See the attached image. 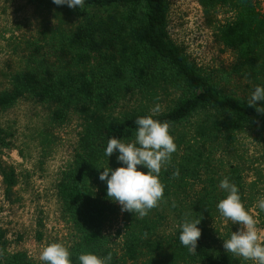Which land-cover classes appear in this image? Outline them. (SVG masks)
<instances>
[{
	"label": "trees",
	"instance_id": "obj_1",
	"mask_svg": "<svg viewBox=\"0 0 264 264\" xmlns=\"http://www.w3.org/2000/svg\"><path fill=\"white\" fill-rule=\"evenodd\" d=\"M35 3L56 22L28 41L22 67L0 92V111L22 102L40 108L43 151L54 142L49 128H64L74 118L80 122L73 161L55 186L71 230L73 264L87 252L111 253V264H242L223 247L230 229L241 225L223 218L217 204L227 196L219 188L225 177L238 186L246 209L256 201L247 174L258 168L243 136L252 133L264 143V113L247 104L252 90L264 86V9L258 0H200L208 19L221 9L234 13L232 21L216 26L215 38L236 54L230 75L243 85L241 94L205 75L175 44L169 0H85L82 9L52 0ZM162 99L166 109L151 112L150 105ZM148 115L170 124L177 151L160 173L163 199L144 217L123 212L117 243L106 225L120 216V206L107 198L99 175L121 165L117 153L108 158L104 150L110 138L134 139L135 120ZM16 141V131L0 125V150L16 149ZM0 175L10 198L17 172L0 166ZM186 216L201 219L194 252L179 241ZM222 223L227 225L221 230ZM0 264H34L27 253L9 251L1 228Z\"/></svg>",
	"mask_w": 264,
	"mask_h": 264
},
{
	"label": "rangeland",
	"instance_id": "obj_2",
	"mask_svg": "<svg viewBox=\"0 0 264 264\" xmlns=\"http://www.w3.org/2000/svg\"><path fill=\"white\" fill-rule=\"evenodd\" d=\"M169 33L175 44L187 55L190 62L205 75L222 82L227 89L241 94L243 85L230 75L236 64L234 51L225 48L215 38V28L234 19L229 9H221L211 19L204 14L200 0H169ZM260 10L264 9L258 0ZM53 13L37 7L35 0H2L0 3V92L8 87L10 76L18 71L28 53V41L41 37L45 28L55 24ZM228 83V84H227ZM160 111L168 102L159 101ZM156 105H150L151 109ZM44 113L33 104L18 103L0 111V125L10 126L17 133L14 150H0V166L13 167L18 175V185L12 197L5 195L0 175V228L5 232L11 253L25 252L34 264L39 260L40 250L51 242L68 246L71 240L69 224L61 214L55 186L61 173L73 161L74 149L81 131L77 118L60 129H51L54 142L45 150L40 147ZM244 149L253 157L257 170L247 174L253 183L256 201L251 209L257 227L264 230V211L257 206L264 198V143L255 134L243 136ZM122 214L106 225V233L120 242L118 230ZM221 230L226 223H222ZM241 226L230 229L232 233ZM229 234V238H230ZM242 264H253L251 260Z\"/></svg>",
	"mask_w": 264,
	"mask_h": 264
},
{
	"label": "clouds",
	"instance_id": "obj_3",
	"mask_svg": "<svg viewBox=\"0 0 264 264\" xmlns=\"http://www.w3.org/2000/svg\"><path fill=\"white\" fill-rule=\"evenodd\" d=\"M55 5H67L69 8H84L85 0H52ZM257 101H264V86H256L250 93L247 104L255 106L256 111L264 113V106H258ZM160 111L157 104L151 112ZM134 139L124 141L110 138L104 150L105 156L114 153L120 167L103 168L99 179L106 181L107 198L120 206L121 212H129L139 217L148 215L163 199L164 184L160 180L162 168L171 161L172 154L177 151L174 137L170 133V124L159 121L152 115L141 116L135 120ZM140 166V167H138ZM146 170V171H145ZM179 175V170L173 173ZM219 188L227 193L221 199L217 208L220 215L232 224H240L239 230L224 239L223 247L228 253L242 257L253 264H264V230L257 227V220L246 209L239 194L238 186L225 177L219 183ZM175 206V205H173ZM257 206L264 211V198H260ZM201 219L191 220L185 217L178 226L179 241L194 252L201 236L198 227ZM78 264H111L112 255L99 256L95 253H81L76 258ZM42 264H73L70 249L62 243L54 242L44 246L39 253Z\"/></svg>",
	"mask_w": 264,
	"mask_h": 264
}]
</instances>
